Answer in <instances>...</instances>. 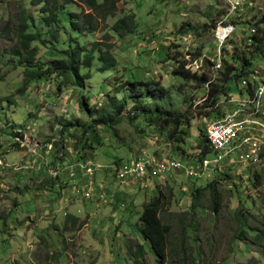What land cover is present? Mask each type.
Instances as JSON below:
<instances>
[{"label":"rangeland","instance_id":"374dc122","mask_svg":"<svg viewBox=\"0 0 264 264\" xmlns=\"http://www.w3.org/2000/svg\"><path fill=\"white\" fill-rule=\"evenodd\" d=\"M43 1L30 6L31 0H0V157L10 165L0 168V264H134L126 243L130 238L143 242L139 219L144 204L157 190L167 196L170 189L172 203L163 221L172 225V234L163 264H264V157L254 165L221 171L222 166L231 167L227 158L233 162V152L206 168L201 178L174 172L145 182L138 191L117 181L111 168L140 153L181 156L173 145L168 149L161 132L163 126L173 129L167 122L172 116L191 119L182 145L189 158L202 155L200 134L215 116H200L198 110L210 83L220 85L241 69L235 53L252 61L241 78L264 86V47L249 52L264 39V0H243L248 5L232 23L235 30L221 51L225 71L214 70L213 64L218 60L219 25L231 24L229 0H118L116 12L106 21L94 12L97 29L91 33L74 31L67 15L47 26L40 13ZM58 2L66 13L78 15L81 23L92 12L78 0ZM128 15H134L133 27L115 32L116 23ZM23 16L29 17L27 33L39 35L31 45L36 47L31 64L27 52L21 50L19 56L13 52L21 48L18 34ZM97 43L110 45L116 64L103 69L95 56L90 68L80 69L90 77L83 88L58 74L28 77L31 69L42 71L50 62L64 60L61 51L78 46L89 52ZM99 48L96 53L105 50ZM181 61H187L186 69L197 75L188 81L175 75ZM203 73L210 82L202 86ZM241 78L229 84L228 96L236 100L249 96L239 84ZM129 79L137 85H127ZM146 84L164 94L152 97L153 92L143 90ZM82 96L90 114L79 107ZM108 116L118 123L89 128ZM18 131L26 134L21 137ZM215 157L213 152L206 156ZM87 163L96 168L93 181L107 186L106 201L97 191L90 199L83 198L88 190ZM55 168L60 169L57 177ZM213 181L219 182L221 210H213L205 193L201 199L205 210L194 212L192 193ZM258 235L263 238L255 242ZM146 247L148 264H157Z\"/></svg>","mask_w":264,"mask_h":264},{"label":"trees","instance_id":"16d2710c","mask_svg":"<svg viewBox=\"0 0 264 264\" xmlns=\"http://www.w3.org/2000/svg\"><path fill=\"white\" fill-rule=\"evenodd\" d=\"M78 1L86 4L89 7V9L92 10L91 13L84 15L83 23L79 21L78 15L73 13L71 14L66 13L64 11L65 8L64 5L59 4L58 0L43 1V7H41V11H40V13L42 14V19L44 20L47 26H52L53 24L62 21V17L64 15H67L69 17H72L70 20V25L74 31H76L77 33H84V32L91 33L96 31L97 29V26L95 25L96 17L94 15V12L100 16L99 18L100 20L106 21L110 16H112L116 12L117 3H118V0H103L102 3H98L97 0H78ZM39 2H41V0H31L30 6L39 5L38 4ZM72 2L73 0H65L66 4ZM133 17L134 15L131 16L128 15L123 17L116 23L113 30L115 32L121 33L124 30H128L130 27H133L134 25ZM29 28H30L29 17L23 16L22 24L18 34L21 48L16 50L14 49L13 52L15 55L19 56L21 54V50H24L30 55L28 61L31 64L32 62H34L33 55H35V50H36V47L32 49L31 45L35 44L38 41L39 35L34 33H27ZM97 44H99L98 47L93 48L89 52L80 49L78 46L73 48V50L70 52L61 51V54L65 56L64 60H54L50 62L49 65L43 66L45 69L42 71L40 67H37L36 69H31L28 73V77L30 79H35V78L40 79L45 74H58L57 77H59L60 79L69 78L71 79L74 86H76L77 88H83L84 80H88L90 77L87 74L82 75L80 73V69L81 67L90 68L93 61H95L94 60L95 56L98 55V60L102 63L103 69L112 68L116 64L114 56L110 53V45L107 43H97ZM94 46L97 45L95 44ZM99 46L105 47V50L96 53L97 50L100 49ZM262 47H264V39L262 40L261 45L255 43L253 47H251V49L249 47L250 50L249 52L250 53L260 52ZM233 58L238 61L240 60L239 62L241 69L231 77L222 79L220 85H216L212 83L209 84L210 87L206 102L202 104V106L198 110V114L200 116L210 117L212 114H214L215 116L214 118H218L221 116L222 112L217 110V108L214 109L212 108L215 107V105L220 101L222 94L223 95L228 94V89L230 86L229 84L232 81H238L239 78L242 77V71L245 69V67L252 63V61L250 62V60L246 59L243 55H241V53H235L233 55ZM186 65H187V61H181L179 63L178 68L174 70L173 73L178 77L182 78L183 80L188 81L190 77L196 76L197 73L192 74L189 70L186 69ZM229 66H231V64H229ZM225 69L226 66L224 67L223 70L225 71ZM224 71L221 73L223 76L225 74ZM199 80L202 86L210 82L209 81L210 78L205 73L202 74V77ZM126 84L132 87L137 85L135 81L131 79L127 80ZM132 87H130V91L133 89ZM143 90L145 92H153L152 97H156V98H160V96L164 94L162 91L158 92V90H156L155 88H151L150 86H148V84L145 85ZM79 105L80 108L84 109L89 114L91 113V109L87 107L86 98L84 96L80 97ZM121 108L122 105L120 106V108H118L116 114H118ZM138 109H139L138 107H135L134 110L136 111ZM151 115L152 114L150 113V116ZM161 115L163 114H160V116L158 117L161 118ZM164 115L168 116L169 114H164ZM210 118L213 119L212 117ZM118 121H119L118 119L116 118L111 119L109 116L102 117L99 120L93 121L92 125L89 126V128H91V130H94L96 126L99 125V123H101V126H109L110 124L118 123ZM167 122L172 123L173 129L171 131H167V129H165V127L163 126L161 128L162 135L167 137L168 142L171 145H173L174 148L176 147L177 150L175 149V151L178 152V154H180L181 156H190L188 155V153H186L185 148L183 147L182 144L184 143L185 138H187L188 133L186 131V128H188L191 125L192 123L191 119H189L188 117L186 118V117L172 116V118L169 119ZM200 136H201L200 149L202 155L199 156L200 158L199 160L203 161V159L206 158V156L212 153L213 151L211 149L209 141L206 138L205 131L204 133L200 134ZM16 144L17 147L20 148V145L18 143ZM56 145L57 144H55V146ZM119 163L122 162H116L115 164H119ZM218 183H219L218 181H213L204 187H198L192 193L193 194L192 209L194 210V212L197 209L200 210L203 209V211L205 210L204 205L201 204V199L205 193H209V199L213 210L215 212H219L221 210L220 208L222 204V194L221 191L218 189ZM156 189H159V187H157ZM172 192L173 189H170L169 194L166 196L161 191L157 190V194L144 204L143 213L141 214L139 219V231L141 238L143 239L142 240L143 242H140L139 240L134 238H130L127 240L126 243L127 256L133 261L134 264H148L147 262L148 251L146 246L149 247V250L153 254V257L157 261V264H163L164 261L168 258V249H169V244L171 242L172 225L170 223L164 222L163 216L166 214L167 210H170L172 203ZM186 233L187 232L185 231L182 234V239L180 242L181 246L185 243ZM244 234L245 231L241 230L240 237L242 238ZM262 238H263L262 235H258L256 238H254V241L256 242V240ZM172 247L174 249H177L178 246L172 244ZM247 264H251V263H247Z\"/></svg>","mask_w":264,"mask_h":264},{"label":"built area","instance_id":"2783aa9c","mask_svg":"<svg viewBox=\"0 0 264 264\" xmlns=\"http://www.w3.org/2000/svg\"><path fill=\"white\" fill-rule=\"evenodd\" d=\"M229 4L230 12L228 18H231V24L227 26L220 24L217 30L216 38L219 50L218 60L213 64L214 70L224 69L225 64L222 60L221 51L235 30L232 23L237 20L239 12L243 11L248 5L243 0H229ZM221 30L225 33L224 37L220 35ZM250 32L255 34L256 28H252ZM240 83L248 90L249 96L236 100L233 97H229L228 94L222 95L220 101L212 108H217V110L222 112L221 116L206 122L205 135L213 153L216 154L213 160L204 158L203 161H200L196 153L192 156L194 157L193 159L189 158V156H172V158L168 156L163 158L160 154L140 153L127 162L115 164L111 167L114 169L115 179L129 189L138 191L144 186L145 182L151 181V179H163L174 172L184 173L191 179L201 178L205 174L206 168L210 165L219 164L224 157L231 156L233 152L236 153L235 160L230 162L229 158H227V163L231 167L222 166L221 171L239 167L241 164L250 166L261 162L264 157V86L258 85L256 81H249L243 78H241ZM45 94H48V92L46 91ZM18 133L21 137L22 133L26 134L21 131H18ZM15 142L20 145L16 138ZM166 143L168 149L171 150L169 148L170 143ZM92 165V163H87V168H85L89 178L88 190L83 193V198L90 199L93 193L97 191L99 198L106 201L109 197L107 186L93 181L96 168H93ZM9 167L10 165L3 160V157H0V168ZM71 167L72 165L65 168ZM55 169L56 172L53 173V176L57 177L60 169ZM119 207H125V205L119 204Z\"/></svg>","mask_w":264,"mask_h":264},{"label":"bare ground","instance_id":"6f19581e","mask_svg":"<svg viewBox=\"0 0 264 264\" xmlns=\"http://www.w3.org/2000/svg\"><path fill=\"white\" fill-rule=\"evenodd\" d=\"M221 35V37H224L225 36V33H224V31L222 32V34H220Z\"/></svg>","mask_w":264,"mask_h":264}]
</instances>
